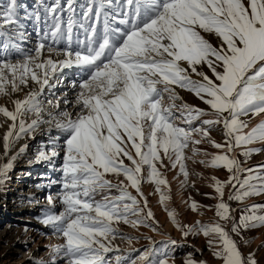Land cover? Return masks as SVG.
<instances>
[{"label":"snow or ice","instance_id":"obj_1","mask_svg":"<svg viewBox=\"0 0 264 264\" xmlns=\"http://www.w3.org/2000/svg\"><path fill=\"white\" fill-rule=\"evenodd\" d=\"M20 8H25L23 17ZM77 8V0H38L32 12L18 0L0 3V97L10 98L30 83L36 86L23 99H14L12 109L0 105V115L11 121L3 136L4 155L42 124L54 123L63 136L62 146L57 137L50 151L41 149L35 158L51 161L63 151L59 193L63 210L47 212L41 221L64 239L52 246V264L58 257L66 264H111L107 254L121 251L114 241L128 239L131 244L121 223L158 224L141 187L145 182L155 185L159 202L184 236L208 237L209 248L222 264H258L254 253H242L233 234L243 239L242 231L264 227V204L246 207L235 221L224 194L230 184L235 189L228 197L232 201L264 195V166L245 168L238 159V154L250 158L264 150L256 147L264 146V0H125L123 4L90 0L79 18ZM27 20L34 21L38 37L32 49L16 42L27 38ZM41 25L46 28L43 32ZM12 53L18 58H11ZM73 68L81 73L79 83L71 84L78 89L75 115L68 110L48 112L45 120L41 100L45 89L51 92L62 84L64 70ZM177 88L193 93L208 108L183 102ZM61 99L70 103L65 93L48 104L60 109ZM29 115L35 117L30 122ZM215 128L222 129L223 143L212 138ZM205 140L220 151L202 153L211 158L200 163L229 173L227 181L212 177L219 220L182 225L176 210L167 207L171 188L160 168L167 167L165 159L173 169L179 166L182 185L187 186L185 150ZM197 154L201 150L194 147L193 155ZM15 159L0 165V183ZM48 202L54 206V197L49 195ZM200 207L191 201L193 211ZM230 219L231 233L220 223ZM153 255L145 250L136 259L118 255L115 260L169 264L166 250L154 260ZM185 264L207 261L189 257Z\"/></svg>","mask_w":264,"mask_h":264},{"label":"rangeland","instance_id":"obj_2","mask_svg":"<svg viewBox=\"0 0 264 264\" xmlns=\"http://www.w3.org/2000/svg\"><path fill=\"white\" fill-rule=\"evenodd\" d=\"M6 0H0L4 3ZM51 3L52 0H45ZM115 3L116 0H113ZM125 0H120L123 4ZM19 4L25 5L28 12H32L38 3V0H18ZM90 3V0H77V15L78 18L82 16L83 11ZM20 16L25 14V8H20ZM67 13H65V17ZM26 27L27 38L17 40L16 42L25 49H32L37 43L38 37L35 30V23L32 20L24 21ZM119 26V25H117ZM123 27V26H119ZM42 32L46 30L44 25H41ZM99 30H103V22L99 26ZM77 31H80L79 29ZM80 38H83L81 33ZM211 42L215 45L218 43L216 38L209 37ZM75 41V37H74ZM61 47L64 43L61 42ZM73 47H76L75 42ZM0 57H3L2 49H0ZM11 58H18L15 53L11 54ZM55 58V57H54ZM62 58V57H61ZM209 76H212L211 71L204 67L202 69ZM81 73L78 69H65L63 73V83L58 85L55 89L49 92L45 89V93L41 97L44 107L43 117L45 112L51 105L48 100L55 101L58 98H63L65 93L69 104L65 105L61 99L60 109H55L53 114L61 110H68L75 115L73 102L76 98L78 89L71 86L75 80L79 83ZM193 79H200L193 76ZM36 87L30 83L23 91L13 94L9 97H0V105H6L9 109L13 108L12 101L14 99H23L27 92ZM179 95L183 98V102L197 106L202 109H207L208 106L198 99L193 93L183 89H176ZM167 102V100H166ZM180 104L181 101H177ZM35 118L29 115L26 119L28 122ZM49 119L46 118L45 120ZM260 118H254V122ZM11 121L6 120L3 115H0V165L8 162V160L15 156L13 167L9 170L7 177L0 183V264H37V261H43L44 264H52L53 253L52 246L64 243V239L54 230L44 225L41 221L47 212L59 213L63 210V206L59 202V193L62 191V172L60 169L63 164V151L60 155L53 158L51 161H36V155L41 149L50 151L52 149V142L59 137L58 145L62 146L63 136L60 131L55 128L53 124H42L35 133L24 135L17 141L8 153L4 155L3 136L8 129ZM198 123V122H197ZM211 136L217 142L223 143L224 137L222 129L215 128L211 130ZM199 139L200 137H195ZM26 146V147H25ZM199 148L201 154L193 155V148ZM256 147H264L256 145ZM24 149L21 151V149ZM59 150V148L57 149ZM220 150L215 149L211 144L205 140L200 145H192L185 150V156L188 159L185 161L187 170L189 172L187 186L182 185L184 176L179 171V166L175 169L171 167L170 162L165 159L164 163L167 167H161L160 171L166 177L170 185L171 200L168 201V209H175L177 212V219L182 225H195L197 221L203 224L215 223L219 220L216 216L215 205L219 202L216 197L217 194L211 185L214 183L212 177L215 176L221 181H227L229 173L225 169H216L206 166L200 161L210 159V156L203 155L207 152L216 154ZM238 153L242 150H237ZM238 159L245 168L257 169L264 166V150L258 154H253L250 158H245L238 154ZM128 163L127 160H125ZM116 182L115 177H109ZM123 179V177H121ZM142 190L148 199V207L153 211L155 221L158 224L149 221L151 226L132 227L121 223L119 225L121 232L131 238V244L128 239L117 238L114 244L117 245L120 252H110L107 254V259L111 264H116L115 257H130L136 259L143 251L152 250L155 255L150 259L158 258L161 250H166L169 254V264H185L189 259L197 262L207 261V264H222V261L215 258L212 249L208 246V237L200 234H190L185 237L183 232L172 223L165 207L159 202L160 194L155 191V185L151 183H143ZM163 187V186H162ZM136 195L134 189H129ZM163 191L167 192L168 188L163 187ZM235 189L229 184L225 188L224 201L231 205L232 217L238 221L241 212L246 207L253 204H264V195L251 197L244 202H237L229 200L228 197ZM116 193L113 192V195ZM54 197V206L49 204L48 196ZM197 202L202 207L197 211L190 208L191 201ZM233 220L220 221L221 224L231 233ZM156 228V231H153ZM241 236L233 234L234 239L239 243L242 253L247 256L249 253H254L258 264H264V227H258L242 231ZM176 241L173 245L170 241ZM246 241V243H245ZM165 245L167 248L165 249ZM135 249L136 251H131ZM56 264H66V260L56 258ZM130 264V261H128ZM139 264V262H138Z\"/></svg>","mask_w":264,"mask_h":264},{"label":"bare ground","instance_id":"obj_3","mask_svg":"<svg viewBox=\"0 0 264 264\" xmlns=\"http://www.w3.org/2000/svg\"><path fill=\"white\" fill-rule=\"evenodd\" d=\"M63 101V100H62ZM56 108H54V107H50L48 110H46V112H45V117H44V119H46V118H48V112H52V113H54Z\"/></svg>","mask_w":264,"mask_h":264}]
</instances>
